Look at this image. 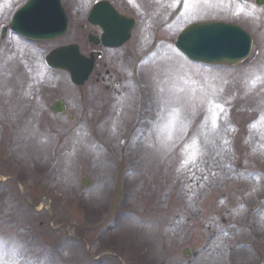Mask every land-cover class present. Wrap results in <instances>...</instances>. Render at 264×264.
<instances>
[{"label": "rangeland", "instance_id": "rangeland-1", "mask_svg": "<svg viewBox=\"0 0 264 264\" xmlns=\"http://www.w3.org/2000/svg\"><path fill=\"white\" fill-rule=\"evenodd\" d=\"M23 1L0 0V28ZM94 1L62 0L63 37L0 38V264H264V6L109 0L136 17L96 59L116 77L75 86L43 56L87 50ZM206 19L248 30V57L186 58L177 33Z\"/></svg>", "mask_w": 264, "mask_h": 264}, {"label": "water", "instance_id": "water-1", "mask_svg": "<svg viewBox=\"0 0 264 264\" xmlns=\"http://www.w3.org/2000/svg\"><path fill=\"white\" fill-rule=\"evenodd\" d=\"M115 11L108 3H98L93 6L89 19L92 23L101 24L105 31L103 41L110 42L118 32L119 40L115 45H119L127 39L133 21L117 17ZM16 13L11 22L12 29L32 39L53 38L63 34L66 28L59 0H29ZM249 44L248 35L240 28L217 21L188 25L178 34L175 42V46L192 59L226 64L236 63L244 58ZM45 60L49 66L67 69L74 82H81L89 72L90 60H84L75 45L56 48L49 52ZM50 109L56 113L61 112L63 104L56 102Z\"/></svg>", "mask_w": 264, "mask_h": 264}, {"label": "flooded vegetation", "instance_id": "flooded-vegetation-1", "mask_svg": "<svg viewBox=\"0 0 264 264\" xmlns=\"http://www.w3.org/2000/svg\"><path fill=\"white\" fill-rule=\"evenodd\" d=\"M87 26H89V25H87ZM84 27H85V23H80L79 26H78V28H82V29H83ZM89 28H90V29L93 28V30L90 31V32H88V33L97 36V34H98L97 29H96L95 27H92V26H89ZM88 42H89V41H88ZM88 42H87V44L85 45V48H87V50H88L89 52L91 51V49H95V47H97L94 43H91V42L88 43ZM103 66H104V63H103V62L98 63V62H96V60H95L94 67H93V70H94L93 75H95V80H102V81H103V76H102V75H106L105 78H106L108 81L112 80V79H111L112 77H116V76H114L113 74L109 73V71H108L107 69H103L104 71H103V73H102V70L100 69V67L103 68ZM117 83H119V80H117L116 84H117ZM107 86H108V85H107ZM107 86H105V87L107 88Z\"/></svg>", "mask_w": 264, "mask_h": 264}, {"label": "snow or ice", "instance_id": "snow-or-ice-1", "mask_svg": "<svg viewBox=\"0 0 264 264\" xmlns=\"http://www.w3.org/2000/svg\"><path fill=\"white\" fill-rule=\"evenodd\" d=\"M130 2H131V0H130ZM217 107H222V106H220V105H217ZM213 124H215V121H213Z\"/></svg>", "mask_w": 264, "mask_h": 264}]
</instances>
